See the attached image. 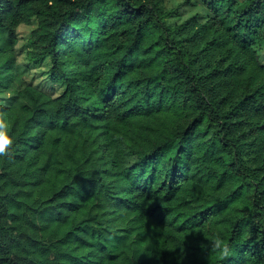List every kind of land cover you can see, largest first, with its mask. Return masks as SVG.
<instances>
[{
	"label": "trees",
	"instance_id": "16d2710c",
	"mask_svg": "<svg viewBox=\"0 0 264 264\" xmlns=\"http://www.w3.org/2000/svg\"><path fill=\"white\" fill-rule=\"evenodd\" d=\"M200 2L0 0V264H264V0Z\"/></svg>",
	"mask_w": 264,
	"mask_h": 264
},
{
	"label": "rangeland",
	"instance_id": "374dc122",
	"mask_svg": "<svg viewBox=\"0 0 264 264\" xmlns=\"http://www.w3.org/2000/svg\"><path fill=\"white\" fill-rule=\"evenodd\" d=\"M197 7L192 8L191 13L197 10L202 9L200 0H193ZM34 22L31 25H20L17 29V35L19 38L18 45L16 47V53L18 57V63L24 67H27L28 74L25 78L26 82L31 83L32 85L44 90L47 93H50L53 96H57L62 92V88L58 86H53L46 79V71L49 67L47 61L39 64L32 65L28 64L25 59V53L28 51L27 40L31 34V31L34 29ZM258 59L261 64H264V50H259Z\"/></svg>",
	"mask_w": 264,
	"mask_h": 264
},
{
	"label": "clouds",
	"instance_id": "9594fccd",
	"mask_svg": "<svg viewBox=\"0 0 264 264\" xmlns=\"http://www.w3.org/2000/svg\"><path fill=\"white\" fill-rule=\"evenodd\" d=\"M0 128H3V123L0 122ZM11 140L7 138V136L4 134L3 131H0V155L6 154V149L10 146ZM222 241L219 239H216L215 241V248L221 249ZM222 252L224 255L228 254L227 246L225 245L222 249Z\"/></svg>",
	"mask_w": 264,
	"mask_h": 264
}]
</instances>
